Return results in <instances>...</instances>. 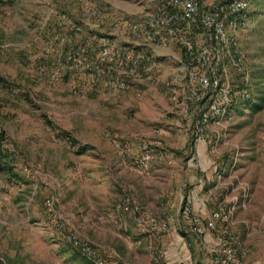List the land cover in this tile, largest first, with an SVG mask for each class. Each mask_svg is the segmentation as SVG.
Masks as SVG:
<instances>
[{
    "label": "rangeland",
    "instance_id": "obj_1",
    "mask_svg": "<svg viewBox=\"0 0 264 264\" xmlns=\"http://www.w3.org/2000/svg\"><path fill=\"white\" fill-rule=\"evenodd\" d=\"M84 1L92 2L105 15L100 32L106 33L117 24L139 21L166 0H0V47H11L0 50V130L6 136L4 148L16 174L9 181L0 174V261L4 264H80L82 260L65 241L69 233L82 240L103 238L106 244L119 248L116 227L107 223L106 216L133 196L122 188L120 175L114 172L118 167L113 164L112 142L120 140L129 146L130 164L140 157L142 144L151 146L146 167L131 171L127 166L135 175L126 173L122 181L131 179L146 188L164 184L165 178L169 182V177L176 189L183 184L187 187L195 176L188 173V168L193 172L188 166L193 152L192 129L189 139L186 136L180 144L174 128L168 125L172 119H181L163 89V83L177 70L171 58H180L177 50L165 52L158 60L161 72L153 80L134 84L138 95L131 91L102 102L96 93L82 98L69 95L62 81L34 82V68L27 55H39L34 39L37 28L45 21L50 28L54 12H64L78 21V6ZM202 2L208 6L214 0ZM245 19L246 27L238 34L237 43L246 54L250 101L239 108L225 131L207 132L202 148L209 161L220 164L227 158V165L220 169L223 181L227 171H232V179L223 182L218 191L221 197L239 196L238 184L242 182L250 186L251 195L254 189L249 183L260 177L253 197L257 201L253 209L260 214L251 222L256 230L264 226V0H252ZM124 40L114 39L115 43ZM108 158L113 159L110 165ZM240 166H251L245 174L247 183L234 173ZM151 168L187 170L163 177L151 175ZM253 198L247 206H252ZM47 200H53L51 208L45 206ZM139 208L152 217H162L160 208L156 213L141 205ZM93 246L107 254L103 245ZM118 255L114 258L120 264H148L151 258L142 248L132 249L126 257Z\"/></svg>",
    "mask_w": 264,
    "mask_h": 264
},
{
    "label": "built area",
    "instance_id": "obj_2",
    "mask_svg": "<svg viewBox=\"0 0 264 264\" xmlns=\"http://www.w3.org/2000/svg\"><path fill=\"white\" fill-rule=\"evenodd\" d=\"M251 1L214 0L207 6L202 0H166L139 21L117 24L106 33L100 32L105 15L92 2L78 6L79 22L64 12H54L50 28L46 21L37 28L34 39L39 55H27L34 68V82L62 81L69 95L82 98L96 93L104 102L134 92L138 82L153 80L161 72L158 60L175 49L180 58H171L177 70L163 83V89L171 108L190 122L192 143L204 145L207 132L225 131L239 108L250 100L246 54L237 36L246 27L245 13ZM116 37L125 40L115 43ZM9 48L3 45L0 50ZM140 152L129 170L143 169L149 163L151 146L142 144ZM192 163L196 168V162ZM224 185L223 172L217 170L209 192H218ZM238 188L239 199L220 201L202 226L190 228L197 237L207 232L212 238L208 255L214 264H244L246 248L233 234V213L237 207L244 210L251 196L247 184L239 183ZM52 205L53 200L45 201L47 208ZM119 210L156 241L168 232L163 217L148 216L130 199L123 200ZM184 214L188 217L189 209ZM65 241L90 264H120L114 257H101L96 247L74 234L66 235Z\"/></svg>",
    "mask_w": 264,
    "mask_h": 264
},
{
    "label": "crops",
    "instance_id": "obj_3",
    "mask_svg": "<svg viewBox=\"0 0 264 264\" xmlns=\"http://www.w3.org/2000/svg\"><path fill=\"white\" fill-rule=\"evenodd\" d=\"M170 122L171 124L168 125L174 128V137H177V142H180V144L185 143L192 129L190 122L182 119L178 121L172 119ZM163 135L166 136L165 133H163ZM116 143L119 145V149L110 144L109 146L113 149V164H116L118 167L116 168L113 166L114 172L120 175L119 184L123 186L122 188L132 193V201L135 202L137 206L141 205L147 207V210L149 209L150 212L155 213L158 212L160 208V215L167 222L168 232L162 236L160 240L156 241L149 235L140 232L134 226L132 218L129 215L123 214L118 208L117 210L111 211V214L106 217L109 219L107 223H113L116 227L114 229L118 233L116 238L120 242V245H118L119 248L110 246V243L106 244L107 242L104 241L103 238L97 239L96 237H89L83 239H89V242L93 245H103L107 254H101L100 251L99 254L103 255L104 258H112L115 254L126 257L132 249L142 248L148 255H151V258L148 259L150 262L148 264H214L208 255V246L212 243V238L207 232H205L203 237H197L191 233L190 228L203 224L217 203L229 200L224 196L221 197L218 192H209V188L214 182V173L217 171L214 166L216 160L209 161L205 157L206 153L202 148L203 145H194L192 143L193 152L190 156L188 166L193 168V172L188 168V173H192L195 176H192L188 180L187 187L183 184V186L179 185L174 189L177 185L171 183L170 180H172V178L168 177L169 182L166 178L165 180L167 182H164V178H162L164 184H162V182L155 183L145 188V186L134 183L131 179L127 181L121 180L126 173L133 175V177L135 174L130 173L127 169L132 157V154L129 152V146L120 140H117ZM111 159L112 158L107 159L108 165L113 161V159ZM194 161L197 165L196 168L192 163ZM225 168L227 167L225 166ZM250 168L251 166H240V169L234 171V173H239L238 177L241 180L248 181L245 174L251 170ZM106 169H109V167ZM185 169L175 168L173 170H167L151 168L150 173L151 175L157 174L164 177V175L171 176L173 174H183V172L185 173L187 170ZM254 170L255 169H253V171ZM25 171L24 169V172ZM220 171L223 172L221 169ZM229 179H232V171H227V175L223 182ZM256 179L260 180V177L255 178L253 181L251 180L249 183L254 189L253 192H251V198L256 196L255 188H258V184L260 183L258 182L257 185H254L256 184ZM247 186L249 185L247 184ZM180 192H183L181 196L179 195ZM235 197L239 199V196ZM183 200L186 209H189L188 217L180 213V203L182 204ZM256 203L257 201L253 198L251 203L252 206H246L244 210L237 207L233 213V221L235 224L232 230L233 234L239 244L246 248L244 264H264V226L263 228H259L258 226L256 230H254V224L251 223L257 221L260 214V211L256 212L253 209ZM148 216L152 217V214L148 213ZM260 220H262V218ZM132 229L138 234L137 236L132 234ZM108 234L111 235L110 232H108ZM257 244L262 248L259 249ZM115 245H117V243ZM80 264L86 263L80 261Z\"/></svg>",
    "mask_w": 264,
    "mask_h": 264
},
{
    "label": "trees",
    "instance_id": "obj_4",
    "mask_svg": "<svg viewBox=\"0 0 264 264\" xmlns=\"http://www.w3.org/2000/svg\"><path fill=\"white\" fill-rule=\"evenodd\" d=\"M250 101V100H249ZM249 101L247 103H249ZM192 127V126H191ZM7 142L6 140V136L5 134L0 130V174L4 175L7 177V181H9L11 178H15L16 177V174L13 172L14 168L12 166V160L11 158L9 157L6 149L4 148V143ZM226 164L227 165V158L226 157H223L221 159V162L219 164V162H215V168L217 170H220V168L222 166ZM186 209V206L184 205V200L181 204V207H180V213H183L184 214V211ZM203 224H201L200 226H202ZM71 248V247H70ZM72 249V248H71ZM73 250V249H72ZM74 251V250H73ZM75 252V251H74ZM75 254L77 255V257H79L84 263L86 264H90L89 262H87L86 260H84L83 258H81L76 252ZM0 264H4L0 261ZM7 264H9V262H7Z\"/></svg>",
    "mask_w": 264,
    "mask_h": 264
}]
</instances>
